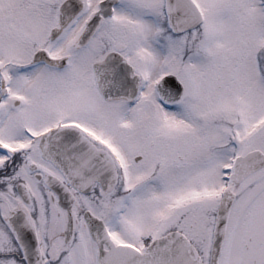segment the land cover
Instances as JSON below:
<instances>
[{
  "label": "snow or ice",
  "instance_id": "snow-or-ice-1",
  "mask_svg": "<svg viewBox=\"0 0 264 264\" xmlns=\"http://www.w3.org/2000/svg\"><path fill=\"white\" fill-rule=\"evenodd\" d=\"M0 264H264V0H0Z\"/></svg>",
  "mask_w": 264,
  "mask_h": 264
}]
</instances>
